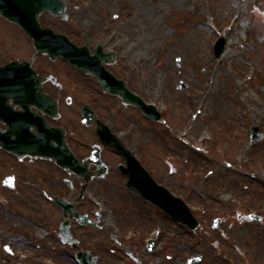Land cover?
Returning <instances> with one entry per match:
<instances>
[{
    "label": "rangeland",
    "instance_id": "obj_1",
    "mask_svg": "<svg viewBox=\"0 0 264 264\" xmlns=\"http://www.w3.org/2000/svg\"><path fill=\"white\" fill-rule=\"evenodd\" d=\"M65 1L68 15L72 20L75 18L74 25L78 31L81 29L86 31L92 22L103 24L107 20L105 17L114 22L113 12H117L121 4L122 11L117 12L120 17L115 22V28L120 32L113 43L114 49L118 52V63L112 70L125 77L128 86L139 93L145 101L160 108L164 122L154 123L130 106L123 108L117 97L103 94L97 82L89 81L83 76L79 78V89L74 91L77 96L75 105L80 103L81 106L83 103L91 102L117 133L125 137L127 133L131 134L127 144L143 157L160 184L186 201L201 223L200 228L191 231L159 210L150 212L151 224H146L144 216L146 222L141 223L140 227L147 235L149 232L150 234L157 232L158 223L155 221L158 218L162 221L163 232L158 236L160 247L150 261L153 263L157 261V264H186L188 258L201 255L203 262L200 264H264L262 255L264 251L259 252V246L264 244V241L260 242L264 239V139L258 144L251 145L249 132L252 125H257L264 135V117H254L246 113L240 108L237 100L230 102L234 114L227 128L218 119L206 116L199 108L203 103L199 98L200 87L208 78L205 70L195 69L182 55L173 56L171 52L175 38L200 27L201 8L193 6L187 9L173 8L166 16L163 28L168 31L169 37L162 41L159 51L149 55V58L153 67L169 66L170 74H160V80H155L148 76L146 70L143 71L146 74L142 73V63L138 62L140 46L138 43L142 42L141 34L147 30L143 17H148L152 24L153 18L157 17L154 16L153 9L149 8L146 11L144 9L145 12L142 13L140 0H103L111 6L100 20L96 13L102 10L94 6L100 0ZM231 3L233 4V0H209L206 9H210L216 21H210L208 27L200 29L205 54L211 59V70L219 73L217 81L221 84L227 83L229 91L232 82H228L227 75L223 74V64L220 58L214 55V44L224 36L227 47L228 32L225 29L228 27L224 26V23L233 22L234 18L230 15ZM244 10L248 15L245 19L247 25L258 21L264 26V0H249ZM40 21L43 26L54 29L60 27L61 22L66 23L49 13L42 14ZM100 27L102 26L98 28ZM154 28L152 25L151 32ZM256 32L254 27L249 31L254 37ZM141 51L142 46L140 53ZM34 52L29 37L17 26L0 17V64L16 58L30 60ZM253 54L257 60L256 71L240 62L232 68V72L242 71L245 74L244 84L251 92H255L259 85L264 86V72L259 71L260 67L264 70V39L262 46H258ZM178 60H181L180 64ZM45 64L47 58L44 56L39 55L34 60V66L40 72L43 71ZM52 67V71L57 72L63 79L65 72L69 73L71 78L74 71L62 61L55 62ZM152 69L148 67V70ZM181 81L188 85L184 90L178 89ZM240 81L243 83L242 78ZM70 83V79L64 83L68 89L71 88ZM156 84L163 85V88L158 89L155 87ZM83 90L95 96L85 95ZM191 100L195 102L196 109ZM112 112L114 114L117 112V119ZM206 124L210 127V133L206 132L208 141L200 148L192 147L189 154H181L185 147L191 146L181 140L183 134L189 133L193 125ZM144 135L147 137L146 140ZM243 146L248 152L240 164ZM76 147L83 151L80 146ZM27 164L18 162L16 158L0 149V264H76L70 256L61 257V250L66 248L57 242L56 238L48 236L46 232L49 225L42 227L40 219L34 215L37 213L34 208L26 207L30 180L28 173L35 171L34 166L27 168ZM44 166L49 173H56L55 168H50L47 164ZM173 166L176 167V173L171 170ZM12 174L17 177L16 188L8 190L2 186V182L5 177ZM231 174L233 176H230ZM224 175H228L229 178L225 179ZM225 186H228L227 190ZM123 188L120 177L112 170L105 179L92 182L85 195L88 203H102L116 208L106 226L117 230L116 223L121 217L120 205L132 203L143 210L140 201L125 194ZM63 191V194L70 192L64 189ZM118 192H121V195ZM41 200L44 199L41 197ZM50 209L52 208L48 207V210ZM251 213L263 217V222L247 221L245 217ZM141 214L147 215L146 212ZM217 218H221L222 223L213 229V222ZM118 222L121 225V221ZM122 225L129 227L133 224L124 221ZM106 226L101 227L102 230L96 233L98 240H107V243L102 245L103 251H107V247H113L112 242H108ZM120 230L121 228L119 232ZM122 230L121 238L124 240L125 237L126 240L127 230ZM26 239L35 244H29ZM190 244L194 247L189 248ZM6 248H10L14 254L10 255ZM123 249L130 250L126 244ZM119 250L121 247L118 252ZM133 250L140 251L141 248ZM109 260V264H120L121 258L111 254Z\"/></svg>",
    "mask_w": 264,
    "mask_h": 264
},
{
    "label": "bare ground",
    "instance_id": "obj_2",
    "mask_svg": "<svg viewBox=\"0 0 264 264\" xmlns=\"http://www.w3.org/2000/svg\"><path fill=\"white\" fill-rule=\"evenodd\" d=\"M208 1L209 0H140L141 12L144 11V9L146 11V9L151 8L155 12L154 16H157L153 18L152 24L151 21L148 20V17H143V23L146 24L145 27L147 30L144 29L145 31L141 34L142 42L138 43V45L142 46L141 53L140 46L138 50V62L142 63V73L146 74L143 72L146 70L148 76L153 77L155 80H160V74H170L169 66H163L161 68L153 67L150 65L151 60L149 58V55L155 54L157 50L159 51L163 43L162 41L169 37L168 31L163 28V23L166 16L170 13V10L173 8L187 9L192 6L201 8L199 15L202 18V23L200 27L189 30L175 38L171 48L173 56L182 55L187 61L191 62L195 69H204L205 74L208 76L202 83L199 92V98L203 100V103L199 106V108L202 109L201 112L211 119H218V121H220L221 124L223 123L224 127L227 128L234 114L230 102L237 100L240 108L244 109L246 113L254 117H264V86L259 85L256 87L255 92H251L244 84V79H246L245 74L242 71L239 73L236 71L232 72V68L239 62L256 71L257 60L253 52H255L258 46H262L264 26L258 21H254L250 25L246 24L245 19L248 18V15L246 10H244V6L249 4V0H233V4L231 3L230 15L234 19L231 23H224V26L228 27L225 29L228 32V41L227 47L220 57L221 63L223 64L222 66L224 67L223 74L227 75L228 82H232L229 91V85H227V83L221 84L217 81L219 73L216 74L217 72L215 70H211V59L205 54L206 50H204V46L202 45L203 38L200 34L201 27H208L210 21H216L210 9H206ZM151 12L153 13V11ZM152 25L153 27L155 26V28L154 31L151 32ZM252 27L257 30L255 37L249 33ZM148 67L153 69L148 70ZM259 71L264 72L261 67ZM240 78H242L243 83L240 81ZM162 86L161 84H156L155 87L162 89ZM235 88L237 90H235ZM191 104L194 105L196 109L195 102L191 100ZM207 124L205 126L193 125L189 133L183 134L181 140L191 146L185 147L181 154H189L191 153L192 147L200 148L208 141L206 132L209 131L210 127ZM144 138H146V135H144ZM198 144L199 146H197ZM241 152L242 157L239 161L240 164L243 163V156L246 155L248 150L243 146ZM175 168L176 167L173 166L171 170L176 173ZM224 176L225 179L229 178L228 175ZM230 176L233 175L231 174ZM225 189L227 190L228 186H225ZM157 223L162 227V221L160 219ZM262 241H264V239L260 240V242ZM190 247L194 246L190 244L189 248ZM263 251L264 244L263 246H259V252ZM143 255V259L145 260L147 254L144 253Z\"/></svg>",
    "mask_w": 264,
    "mask_h": 264
},
{
    "label": "flooded vegetation",
    "instance_id": "obj_3",
    "mask_svg": "<svg viewBox=\"0 0 264 264\" xmlns=\"http://www.w3.org/2000/svg\"><path fill=\"white\" fill-rule=\"evenodd\" d=\"M103 3H104L103 0H100L99 3H95L94 5L96 6L97 9L101 8L104 10L102 12H99L100 20H102L103 14L104 13L106 14L111 6L110 4H106V2L104 4ZM118 11H121V5H119ZM113 15L115 18H118L116 12H114ZM105 18L107 20L103 24H100L101 22L100 23L92 22L90 30H86V31H83V29H81V31L80 30L78 31V29L75 28L76 27L74 25L75 18H73V20L71 18L66 20L62 19V21L66 23L63 24L61 22V26L59 27L58 30L60 31V33L66 34L70 38V40L75 44L79 45L81 43L82 45H87L90 51L92 52V54H94L98 45L100 44H102L103 46L104 44H106L107 48H111L114 46L113 43L115 37L112 41L109 42L108 36L112 33L114 29H116L115 28L116 23L111 22L108 17ZM99 26L102 27L98 28ZM48 63L51 64L49 62V59H48ZM115 66L117 65H114V67ZM73 72L74 74L72 73L70 90L68 89V87L65 86L64 83L63 84L56 83L55 85L52 84L48 85V91L52 93V95L59 100V103L63 104L64 107L67 109L68 113H70L69 117L62 115L57 121L54 120L55 122L62 125H66L68 123H73L74 121H76L75 104L77 103L76 101L77 96H76V92L74 91H77L78 88V70L75 69ZM50 73L52 72H47V74ZM69 95L72 96V104L70 105L66 100ZM51 122H53V119L51 120ZM82 136L85 137L84 134H82ZM88 136L90 138H93V140L95 139L96 136L95 128H92L88 131ZM87 141L88 142H86L85 144L86 148L82 152H78L82 157H80L77 154L82 159H85L90 155V148H89L90 141L89 140ZM106 150H108L109 154L108 156H105L103 154V156L105 157V161L109 165V167H111L118 173L120 180L124 184V186L123 185L122 186L124 187L123 190L125 191V194L129 195L134 200L140 201L139 204L143 205V210L140 209V207L133 206L132 203H129V205L127 203H125L124 205H120L121 217L118 220L121 221L120 226L124 229L130 228V230L128 231L135 230L134 232L136 233V238L132 240L131 245L129 243L128 247H131L132 249H136L138 247V250L141 247H143L147 251L149 250L148 245L145 243L147 239H145L144 237L146 231L140 229V225L141 223L146 222L144 220V216L147 220L146 224H150L152 221V218L150 217V214L152 213L150 212L157 211V208L150 205L145 200L136 196L133 192L128 190V188L125 186V182L127 179L122 174H120V168L122 165H124V160L117 153L109 149ZM116 160H118V162ZM31 161L30 164H34L33 162L38 163V164H34L35 171H33L32 174V176L34 175L33 179L31 176V180L37 185H36V191L33 192L29 190L25 202L26 207L28 209L34 208V210L37 212L34 215L41 218L44 224L48 223L49 225H51L50 226L51 232L55 233L56 237L59 238L60 227L63 221L66 219V215L63 212V210L58 207L53 209V211L47 212L46 203L41 200V196L43 194L44 189H48L49 192H59L57 188L60 185V181H59L60 178H58L56 174H47L44 164L40 163L43 161H33V160ZM73 178H75L76 181L79 180L81 185L79 187L73 186V188H71V191L76 192L72 197V200L76 202L75 203L76 209L82 215H87L90 219L97 221V224L82 226L75 219L71 220L70 229L74 237L79 241V247L83 252H90L93 256H95L98 259V264H109L110 261L109 258L111 254L113 255L118 254V258L119 259L121 258L120 262L124 260L126 264H130L129 262H127V260H125L126 258L124 257V253H122L121 251L120 252L112 251L110 247H107L108 248L107 251H103L104 246L102 245H105L107 243V240H102V241L98 240V236L96 233L98 232V230H102L101 227L106 225L104 223V216L102 214L94 216V211H95L94 204L86 202L85 195L88 192L89 187L87 191L84 193L83 195L84 197H81L80 199L78 198L80 195V191L82 190V182L77 177H73ZM77 188H79V190ZM118 193L121 195V192ZM142 212H146L147 215L141 214ZM124 221L131 222L133 225L129 227H123L122 222ZM94 234H96V236ZM116 236L119 237V234H116ZM114 244L122 248L125 242L122 239H120V240H116ZM137 253H138L137 250H133V253H129L128 257L135 259L138 262L137 257L133 255ZM63 254L65 256H70V258H72L75 261L78 254V250L71 247L67 249L65 252H63Z\"/></svg>",
    "mask_w": 264,
    "mask_h": 264
},
{
    "label": "water",
    "instance_id": "obj_4",
    "mask_svg": "<svg viewBox=\"0 0 264 264\" xmlns=\"http://www.w3.org/2000/svg\"><path fill=\"white\" fill-rule=\"evenodd\" d=\"M43 11H51L55 15L61 14L64 11V3L61 0H0V15L5 16L7 19L16 22L24 27V29L34 38L35 46L41 52H48L51 55H56L59 52L57 47H53L50 45V41L48 38L56 39L58 36L54 35L51 30H42L41 26L38 22V17ZM44 37V38H43ZM224 39L217 45V56H219L224 48ZM86 54L89 56L87 50L80 49V53ZM93 59L92 62L96 61L97 66H101V61ZM84 65H79L80 68L85 71H89V67L92 65L91 61L82 60ZM102 67V66H101ZM91 68V67H90ZM113 77L111 76L110 80H103L104 86L112 93L120 94L122 97L126 99V101L131 102L134 101L138 106L142 108L149 116L153 118H158V113H156L155 108L145 106L140 99L135 100L132 95L126 90L124 82L120 83L121 88H118L113 83ZM36 80H39V77L36 75L34 70L31 68L30 63H18L13 62L5 67L0 68V103L4 105L10 100H14V105H21L27 109L29 108L30 103H28V98H34V88L25 89L24 85L26 82L31 81V83H35ZM123 88L125 90H123ZM36 89L39 93L42 92L39 83L36 84ZM24 92L30 93L31 96L24 97ZM42 94V93H41ZM10 109H4L0 105V119L9 122V119L13 118L14 108L8 106ZM25 125H30L28 122H19V124H11L9 129V135L17 134V131L20 127ZM253 142H257L262 139V135L260 134L257 127H254L253 130ZM14 144V145H12ZM4 147L11 149L22 156L26 154L33 155H45L50 156L49 152L41 148L39 146H33L29 144H24L22 141H14L11 143V146H7L5 144ZM65 146L63 145L62 148ZM48 148V146H47ZM52 156V155H51ZM146 196L156 204H158L161 208H163L166 212H168L172 217L177 219L179 222L185 223L189 225L191 228H196L198 226V222L194 219L192 213L189 208L184 204V202L178 198L172 197V195L164 188L158 187V191L156 190L154 193H149L146 190ZM255 218V217H252ZM219 222L217 223V225ZM199 261L200 258L194 259L191 261Z\"/></svg>",
    "mask_w": 264,
    "mask_h": 264
}]
</instances>
